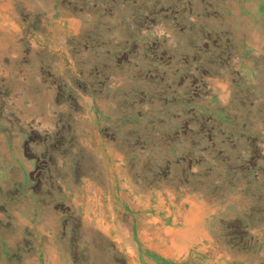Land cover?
Instances as JSON below:
<instances>
[{"label":"rangeland","instance_id":"rangeland-1","mask_svg":"<svg viewBox=\"0 0 264 264\" xmlns=\"http://www.w3.org/2000/svg\"><path fill=\"white\" fill-rule=\"evenodd\" d=\"M0 264H264V0H0Z\"/></svg>","mask_w":264,"mask_h":264},{"label":"bare ground","instance_id":"bare-ground-1","mask_svg":"<svg viewBox=\"0 0 264 264\" xmlns=\"http://www.w3.org/2000/svg\"><path fill=\"white\" fill-rule=\"evenodd\" d=\"M111 160V159H110ZM109 162V161H108ZM110 172V171H109ZM158 197H159V195H158ZM168 200H169V198H168ZM102 206V205H101ZM127 210V209H126ZM102 211H104V210H102ZM105 212V211H104ZM107 216V215H106ZM106 218V217H105ZM121 222V221H120ZM134 225V224H133ZM169 225V224H168ZM165 227H167V226H165ZM169 227H171V226H169ZM134 228V227H133ZM172 228V227H171ZM199 229V228H198ZM202 230V229H201ZM126 231V230H125ZM135 232V231H134ZM167 232V231H166ZM174 233L175 234H182V235H184L185 233H184V230H174ZM150 238V237H149ZM151 239V238H150ZM143 243V242H142ZM133 244V243H132ZM136 247V246H135ZM125 249V248H124ZM136 249V248H135ZM134 250V249H133ZM137 250V249H136ZM160 252V251H159ZM158 252V253H159ZM189 253V252H188ZM129 255V254H128ZM138 255V254H137ZM149 254H147V256H148ZM153 255V254H152ZM160 255V254H159ZM130 256V255H129ZM151 256V255H150ZM154 258V257H153ZM140 259V258H139ZM138 260V259H137ZM201 263V262H200Z\"/></svg>","mask_w":264,"mask_h":264}]
</instances>
